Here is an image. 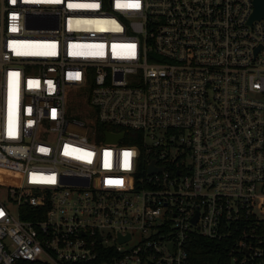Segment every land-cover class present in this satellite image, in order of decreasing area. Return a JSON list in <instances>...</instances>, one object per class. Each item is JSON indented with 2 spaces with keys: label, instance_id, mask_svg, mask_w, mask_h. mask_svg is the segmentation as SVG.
<instances>
[{
  "label": "built area",
  "instance_id": "obj_1",
  "mask_svg": "<svg viewBox=\"0 0 264 264\" xmlns=\"http://www.w3.org/2000/svg\"><path fill=\"white\" fill-rule=\"evenodd\" d=\"M255 2L0 0V264H264Z\"/></svg>",
  "mask_w": 264,
  "mask_h": 264
},
{
  "label": "water",
  "instance_id": "obj_2",
  "mask_svg": "<svg viewBox=\"0 0 264 264\" xmlns=\"http://www.w3.org/2000/svg\"><path fill=\"white\" fill-rule=\"evenodd\" d=\"M255 6H256V10H255L254 15L252 17V20H254V19H257V20L263 19L264 20V0H256ZM106 137H107L109 142H114V141H117L120 138H122L123 135L114 136L110 133H106Z\"/></svg>",
  "mask_w": 264,
  "mask_h": 264
},
{
  "label": "trees",
  "instance_id": "obj_3",
  "mask_svg": "<svg viewBox=\"0 0 264 264\" xmlns=\"http://www.w3.org/2000/svg\"><path fill=\"white\" fill-rule=\"evenodd\" d=\"M8 178V173H6V172H2V171H0V179H7ZM9 184V183H8ZM203 244H213V243H211V242H209V241H201V245H203ZM209 247H200L199 248V250L200 251H205L206 249H208ZM207 253H208V251H207Z\"/></svg>",
  "mask_w": 264,
  "mask_h": 264
},
{
  "label": "snow or ice",
  "instance_id": "obj_4",
  "mask_svg": "<svg viewBox=\"0 0 264 264\" xmlns=\"http://www.w3.org/2000/svg\"><path fill=\"white\" fill-rule=\"evenodd\" d=\"M132 6H134V7H139V4L137 3V4H135V5H132ZM125 155H126V156H130V155H131V153H125Z\"/></svg>",
  "mask_w": 264,
  "mask_h": 264
}]
</instances>
